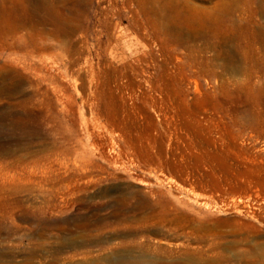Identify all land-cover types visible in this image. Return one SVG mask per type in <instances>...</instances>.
Returning a JSON list of instances; mask_svg holds the SVG:
<instances>
[{
	"label": "rangeland",
	"instance_id": "obj_1",
	"mask_svg": "<svg viewBox=\"0 0 264 264\" xmlns=\"http://www.w3.org/2000/svg\"><path fill=\"white\" fill-rule=\"evenodd\" d=\"M137 1L0 41V264H264V0H188L254 12L231 69Z\"/></svg>",
	"mask_w": 264,
	"mask_h": 264
},
{
	"label": "bare ground",
	"instance_id": "obj_2",
	"mask_svg": "<svg viewBox=\"0 0 264 264\" xmlns=\"http://www.w3.org/2000/svg\"><path fill=\"white\" fill-rule=\"evenodd\" d=\"M139 1H140L141 6H142L141 9H143V11H144L145 15L148 17V19L151 20L153 22V24H155V26H160L161 28H163L165 34L167 36H169L172 40H174V42L184 44V41L186 40V38L192 39V37H199V38L201 37V39L203 37V38L207 39V41L209 39H214L215 41L213 42V40H212V43L210 45L212 46V49H214V50H215V48L218 49V50H216V53L219 52L218 56L220 57V59H223L224 62H226L227 69L228 68L231 69L232 66L236 65L235 64L236 58H237L236 54L239 52V47H240V49H241V47H243V46H240V44H239L237 47L238 52L236 54H234L235 50H233V48H234L235 44H237V41L239 40V38L242 37V38L248 40V42H246V46H244V48L241 49L243 51H244V49H246L247 52L249 50V52L251 53L250 49L252 50V48H254L255 44H257L256 38L258 36L259 31L255 26L258 27L259 25H255V26L253 25L254 24V22H253L254 18L252 20V16H253L252 14L254 12L253 13L251 12L252 14L248 16L249 18L246 17L247 20H245V18H244L245 23H244V25H242L243 24V23L241 24V22L243 21L242 16L240 15L241 17L236 18L238 16V15L236 17L234 16V11L236 9L234 10L232 7L228 6L229 3L227 4V6L226 5L222 6L221 4L218 3V4L211 6V8H206V7L200 8V7L193 5L188 0H162V2L163 1L164 2H163V4H160V6L155 5L156 4L155 2L156 1L159 2V0H138L137 2H139ZM243 1H242V4H243ZM235 2H237V1L235 0ZM245 2H247V0L244 1V5H245ZM250 2H252V1H250ZM39 3H40V5H39ZM242 4H241V6H242ZM248 4H250V3H248ZM231 5H233V2ZM235 5H233V6H235ZM56 6L57 5H55L54 0H40L38 2L35 0H0V41H2V43H3L2 47L4 46V47L8 48L11 46V44L8 43L7 37H9L11 35H16L20 30L27 29L29 27L36 29L37 26L47 25L49 23H53V24L57 25L58 23H60L63 20V21H66V23L69 25V28H72L73 24H72L71 20L74 18H72V19H69L70 17L65 18L64 17V11L60 10L61 7L59 9ZM237 9H239L238 11H240L241 8H237ZM63 10H65V9H63ZM250 11H251V9H250ZM235 12H237V10ZM246 12H249V11L246 10ZM72 16H74V15H72ZM252 22H253V24H252ZM245 25L247 27V30L245 27L244 28L247 32L244 30L246 32L245 35L240 34V35H243L240 37L239 36V30L242 29L241 31L243 32L242 27ZM61 27H60V29H61ZM66 27H68V26H66ZM259 27H261L260 29H262V27L264 28V26H259ZM262 30H264V29H262ZM70 32L71 31H69V33ZM65 33H66V31H65ZM260 33H262V32H260ZM263 33H264V31H263ZM169 37H168V39H169ZM242 38L240 40H242ZM193 39H195V38H193ZM262 39H263V37H262ZM208 42H210V41H208ZM244 44H245V42H244ZM26 45L27 46L30 45V46L34 47L35 49H42V50L47 49V46H44V45L39 46L34 39L28 40L26 42ZM261 46H263V44ZM255 48H256V46H255ZM258 49H259V47H258ZM30 51L31 50L27 51L28 54H30ZM255 54H256V51L254 52V56H255ZM257 54H258V52H257ZM239 55H241V54H239ZM235 56H236V58H235ZM241 56L243 57L244 55H241ZM249 56H251V55H249ZM216 57H217V55H216ZM253 61L254 60H252V62ZM247 62L250 63L249 59L247 60ZM211 65L212 64L210 62V65L208 64L207 68H208V70L212 71L214 69V67ZM254 68L257 69L256 67H254ZM254 74L255 73H253V75ZM257 74H260V73H257ZM253 75H251V76L248 75V77H249L247 79L248 83H246V85L250 88L249 89L250 91H252V89H256V87L257 88L259 87V86L254 87V84H253L254 81L253 80H254L255 76H253ZM259 77H261V76H259ZM260 80H263V79H260ZM256 82H257V80H256ZM262 83H264V82H262ZM258 89L255 90V91H257L256 92L257 96L262 91H263L262 94L264 93V86L261 87L259 90ZM239 90H241V89H239ZM249 90H247V91L249 92ZM248 92H247V96H251V94L253 95L254 90L252 93L251 92L249 93L250 95L248 94ZM258 97H260V96H258ZM262 97H264V95ZM258 99H260V98H258ZM253 100H254V97H253ZM253 100H250V101H253ZM254 102H256V101H254ZM259 102L261 103V100ZM249 104H251V103H249Z\"/></svg>",
	"mask_w": 264,
	"mask_h": 264
}]
</instances>
